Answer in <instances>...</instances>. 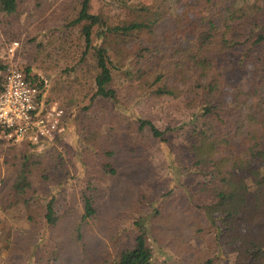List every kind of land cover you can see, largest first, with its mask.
<instances>
[{"label": "trees", "instance_id": "trees-1", "mask_svg": "<svg viewBox=\"0 0 264 264\" xmlns=\"http://www.w3.org/2000/svg\"><path fill=\"white\" fill-rule=\"evenodd\" d=\"M25 1L0 0V22H17ZM77 3L78 13L70 23H83V56L91 52L96 61L93 99H118L113 85L117 71L126 79L137 76L139 90L156 85L157 94L182 98L192 111L185 151L171 144V126L162 130L149 119H139L141 130L148 127L153 137L172 149L170 167L183 178H191L178 182L182 189L173 197L183 210L169 209L171 200L160 204L150 200L153 214L149 221L137 219L133 239L114 245L113 251L106 249L105 263L158 264L157 253L165 256L162 248L168 243L174 249L172 258L167 254L171 264H221L225 250L234 254L232 264H264V0H199L194 10L182 11L174 0H155L133 6L129 20L92 13L91 0ZM135 39L148 45L134 43ZM183 39H190L192 45ZM22 69L47 102L48 82L33 75L29 66ZM248 69L253 71L250 77L238 78L236 72ZM2 83L3 79L0 89ZM51 143H20L9 206H29L32 176L41 166L32 149H46ZM97 149L104 154L95 157L102 172L116 175L112 149L99 145ZM244 173L249 174L251 184ZM83 201L82 221H86L97 208L92 194L84 193ZM45 217L50 229L62 217L54 196L46 202ZM200 234L208 241L211 255L206 259L189 244L190 237ZM191 251L194 260L185 262L183 252Z\"/></svg>", "mask_w": 264, "mask_h": 264}, {"label": "rangeland", "instance_id": "rangeland-1", "mask_svg": "<svg viewBox=\"0 0 264 264\" xmlns=\"http://www.w3.org/2000/svg\"><path fill=\"white\" fill-rule=\"evenodd\" d=\"M198 1L174 3L182 11L194 10ZM139 3L154 4L155 0H91L90 11L109 14L114 20H129L134 15L133 6ZM23 9L17 22H0V66H4L0 80L12 63L21 68L29 66L33 75L48 82L44 99L63 109V130L46 149H32L34 159L39 155L41 166L32 176L29 206L8 205L22 145L0 138V264H106V249L113 251L114 245L132 240L138 232L137 219L149 221L153 214L150 200L157 199L159 204L171 200L169 209L183 210L173 197L181 192L178 182L191 178H183L170 167L172 149L153 137L148 127L141 130L139 119H149L162 130L171 126V144L175 150L185 151L192 111L182 98L157 94L156 85L139 90L137 76L126 79L117 71L113 85L118 99H93L96 61L91 52L83 56V23H70L78 13L77 0H26ZM189 40L183 39L184 44L191 46ZM14 41H19V48L12 55L8 46ZM134 43L148 45L142 39ZM252 73L249 69L236 72L243 80ZM97 145L112 149L116 175L102 172L97 159L104 154ZM184 155L190 158L188 152ZM244 175L251 184L249 174ZM84 193L93 195L97 208L86 221H82ZM53 196L62 217L50 229L45 208ZM189 244L205 259L211 255L203 234L190 237ZM162 249L165 256L158 252L157 263L171 264L174 249L168 243ZM223 253L226 259H220L221 264H232L234 254ZM194 257L193 251L182 255L185 262H192Z\"/></svg>", "mask_w": 264, "mask_h": 264}, {"label": "built area", "instance_id": "built-area-1", "mask_svg": "<svg viewBox=\"0 0 264 264\" xmlns=\"http://www.w3.org/2000/svg\"><path fill=\"white\" fill-rule=\"evenodd\" d=\"M19 41L11 42L12 55ZM63 109L56 102H44L36 82L12 63L0 89V138L16 144L53 140L63 130Z\"/></svg>", "mask_w": 264, "mask_h": 264}]
</instances>
